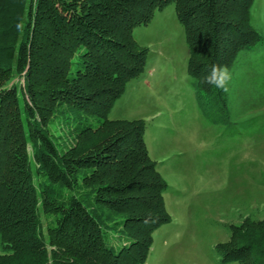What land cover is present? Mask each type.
I'll return each mask as SVG.
<instances>
[{
  "label": "trees",
  "instance_id": "obj_1",
  "mask_svg": "<svg viewBox=\"0 0 264 264\" xmlns=\"http://www.w3.org/2000/svg\"><path fill=\"white\" fill-rule=\"evenodd\" d=\"M253 2L0 0V264H145L171 221L169 186L146 122L107 117L145 68L133 28L173 3L196 99L225 116L228 92L205 78L264 42ZM14 77L23 83L8 86ZM61 115L74 134L65 149L48 126ZM229 232L214 247L219 264H264V219Z\"/></svg>",
  "mask_w": 264,
  "mask_h": 264
},
{
  "label": "rangeland",
  "instance_id": "obj_2",
  "mask_svg": "<svg viewBox=\"0 0 264 264\" xmlns=\"http://www.w3.org/2000/svg\"><path fill=\"white\" fill-rule=\"evenodd\" d=\"M250 12L264 33V0H254ZM132 34L148 49L145 68L107 117L146 122L148 154L169 186L164 202L171 221L154 231L145 264H219L214 247L229 239V226L249 215L264 219V42L239 54L222 116L196 99L173 3ZM22 83L21 77L7 82ZM70 123L61 115L48 125L61 149L73 141Z\"/></svg>",
  "mask_w": 264,
  "mask_h": 264
},
{
  "label": "clouds",
  "instance_id": "obj_3",
  "mask_svg": "<svg viewBox=\"0 0 264 264\" xmlns=\"http://www.w3.org/2000/svg\"><path fill=\"white\" fill-rule=\"evenodd\" d=\"M232 79L233 72L230 71L227 66L213 65L209 75L205 78V81L208 84L215 86L217 89L228 92V86Z\"/></svg>",
  "mask_w": 264,
  "mask_h": 264
}]
</instances>
